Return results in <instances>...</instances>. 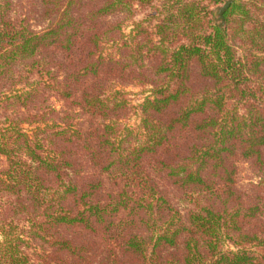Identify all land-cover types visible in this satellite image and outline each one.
I'll return each mask as SVG.
<instances>
[{
  "label": "trees",
  "instance_id": "16d2710c",
  "mask_svg": "<svg viewBox=\"0 0 264 264\" xmlns=\"http://www.w3.org/2000/svg\"><path fill=\"white\" fill-rule=\"evenodd\" d=\"M263 215L264 0H0V264H264Z\"/></svg>",
  "mask_w": 264,
  "mask_h": 264
},
{
  "label": "rangeland",
  "instance_id": "374dc122",
  "mask_svg": "<svg viewBox=\"0 0 264 264\" xmlns=\"http://www.w3.org/2000/svg\"><path fill=\"white\" fill-rule=\"evenodd\" d=\"M143 16H145L144 14L140 13L138 14L135 19H142ZM130 29V26L127 27V31ZM126 90L130 91L131 94L129 97H131L133 104H137L140 102L141 98L145 95V92L143 93L142 88L141 87H137V86H128L126 88ZM127 123H129L130 125H136L137 124V118L135 117L134 114H132L128 119H127ZM258 171H256L253 166H251V164L249 162L246 161H241L238 163V173H237V180H238V184L240 186H248L249 181L252 180H256L257 179V175H258ZM264 218V215H263Z\"/></svg>",
  "mask_w": 264,
  "mask_h": 264
}]
</instances>
